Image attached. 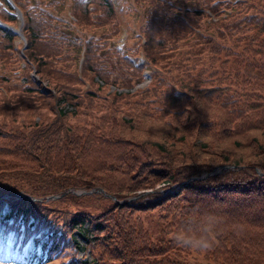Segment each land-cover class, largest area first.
Returning <instances> with one entry per match:
<instances>
[{"label":"trees","instance_id":"trees-1","mask_svg":"<svg viewBox=\"0 0 264 264\" xmlns=\"http://www.w3.org/2000/svg\"><path fill=\"white\" fill-rule=\"evenodd\" d=\"M12 1L26 44L19 53L0 24V193L4 226L19 246L33 239L36 264H264V0H142L140 32L122 47L116 0ZM11 9L0 0L14 24ZM219 160L233 165L117 201ZM75 233L93 240L92 260Z\"/></svg>","mask_w":264,"mask_h":264},{"label":"rangeland","instance_id":"rangeland-1","mask_svg":"<svg viewBox=\"0 0 264 264\" xmlns=\"http://www.w3.org/2000/svg\"><path fill=\"white\" fill-rule=\"evenodd\" d=\"M116 1H117V3H116V5H117L116 6V11H117L116 15H117V19L119 20L120 31H119V34L116 37L115 42L117 40H119V42L123 40V43H125V42L129 43V42L132 41L130 37L135 35L133 33L134 32L135 33L136 32H140V26L143 23L144 17L146 15V5L144 4V2L142 0H116ZM62 13H63V15H67V16L72 18V15L70 13V8H69L68 5H66L64 7V9L62 10ZM18 26H20V22L17 20V22L14 23V27L17 28ZM95 32L97 34L100 33V31L98 29L93 31V33H95ZM21 43H23V40L21 39V41H20V39L16 36L15 39H14V44L17 47H20ZM77 65L78 66L76 67V70H77V73L80 75L82 68L80 67V64L77 63ZM31 71H32V68H31ZM30 74H31V72H30ZM34 77H35V79L37 81H39V87L40 88L44 87L45 89H49L51 91V93L53 94V96H55L57 88L52 82H49L51 80H48V78L40 77L37 74V72L36 73L34 72ZM94 78H97V76H95ZM21 79L22 78H20V80ZM148 81L149 80L146 78L143 81H141L140 85H138V86L145 85V84L148 83ZM88 85L89 84H87V82H84L83 86L81 85V87H83L85 89V88L88 87ZM106 92H107V89H106ZM0 96H2V94H0ZM258 99H260V98H259L257 93L256 94L253 93V94L250 95V100L251 101L252 100H258ZM54 101H55V104H54V107H55L56 105H58L57 104L58 102H56L55 99H54ZM259 111H263V110H259ZM256 115H257V113L255 114L253 112L250 117H253V116H256ZM16 117H17V120L20 123L23 122L22 115H16ZM34 118L38 119V115L35 114ZM62 119L63 118H61V121H62ZM251 119H253V118H249L247 116H242V117L239 118V120H241L243 122L244 121H248L247 124H250L251 122H253ZM258 121H260V119H258ZM255 134H256V136L258 137L259 140H261V139L264 140V128H261L260 130L255 132ZM193 139H196V137H193ZM227 142H228L227 140L223 141L220 145H222V144L227 145ZM216 144H217V142H216ZM218 146L219 145H217V148H218ZM254 147L256 149H258V145H254ZM261 148H264V146H261ZM231 151H233L235 153V152H237L239 150L236 149L235 146H233V150H231ZM258 151H262V150L258 149ZM220 163H224V162L219 160V161L215 162L208 170L203 171V172H201L199 174H191L188 177L183 178V180L188 181L189 179H193V178H196V177H199V176H203V175H206V174H209V173H215V172L220 171L222 168H224L226 166H232L233 165V163H231V162L230 163H224V164H227V165L224 166V167H220L219 168L218 165ZM238 165H242V164H238ZM257 170H259V168H257ZM192 175H198V176L192 177ZM186 181L182 182V180H181V182L177 183V185H174L177 181L169 183L167 185H163L162 182L161 183L158 182V183H156V185L154 187H151V186L150 187L149 186L145 187L144 189H140L136 194H127L123 198H117V201H122V200H124L126 198L127 199H132V198L134 199L137 196H143V195L145 197H151L152 194H150L149 192H152V191H155V190H158V191L162 190L163 191V190H166V189H170L172 186L173 187L174 186L177 187V186L185 183ZM98 186L101 189H98ZM98 186L95 187V190L102 192L106 196L112 197L114 195L113 193H110L109 191L105 190L102 186H100V185H98ZM67 190H72L75 193H84V192H89L90 190L92 191V189H85V188H82V187L81 188H75V189H72V188L68 187ZM81 190H85V191H81ZM23 192H25V191H23ZM105 192L111 194L112 196L108 195ZM25 193H27V192H25ZM63 193H65V191ZM63 193H61L60 195H62ZM60 195H57V196H60ZM7 209H8V205L2 199V196L0 195V264H30L29 260L27 259V256H28L29 252L34 249L33 245L29 242L21 250H19L16 247L15 243L13 242L14 241V237H15V232L13 230H10L9 232L5 233V235H4V231L2 230V226H3L2 217H4V213L7 211ZM152 216L156 217V215L154 213H152ZM91 234H92V232H91ZM173 236L177 237L176 234H174ZM80 241H81V243H83L82 241H84V240L82 238H80ZM91 243H93V240L86 241L84 243L85 244V252H90ZM261 246H263V245H261ZM87 255L90 256L91 253L90 254L88 253ZM208 257L209 256L207 254H205V257H199V259H197L195 257L194 258L196 260H198V262H200V263L203 262L204 264H211L210 261L208 259H206ZM213 261L214 260L212 259V264H217V263H215V261L214 262Z\"/></svg>","mask_w":264,"mask_h":264},{"label":"water","instance_id":"water-1","mask_svg":"<svg viewBox=\"0 0 264 264\" xmlns=\"http://www.w3.org/2000/svg\"><path fill=\"white\" fill-rule=\"evenodd\" d=\"M227 164H224V163H220L219 165H218V167L220 168V167H224V166H226ZM196 176H198V175H192V177H196ZM184 181H186V180H182V182H184ZM181 181H179V182H176L174 185H177V183H180ZM68 189V188H67ZM98 189H101L99 186H98ZM65 190H62L61 192H58V193H50V194H47V195H45V196H43L44 198H49V197H55V196H57V195H60L61 193H63ZM81 191H85V190H81ZM17 193L18 194H21V195H25V194H27V193H25V192H22V191H20V190H17ZM105 193H107V192H105ZM108 195H111V194H109V193H107ZM112 196V195H111ZM33 197V196H32ZM42 196H38V197H36V198H43ZM112 197H114V196H112Z\"/></svg>","mask_w":264,"mask_h":264}]
</instances>
